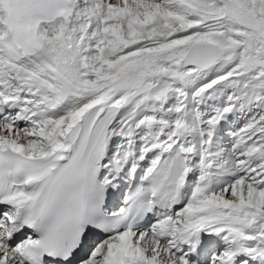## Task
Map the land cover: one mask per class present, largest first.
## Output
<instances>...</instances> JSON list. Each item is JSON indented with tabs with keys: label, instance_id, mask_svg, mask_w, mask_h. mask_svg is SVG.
Masks as SVG:
<instances>
[{
	"label": "snow or ice",
	"instance_id": "1",
	"mask_svg": "<svg viewBox=\"0 0 264 264\" xmlns=\"http://www.w3.org/2000/svg\"><path fill=\"white\" fill-rule=\"evenodd\" d=\"M0 264H264V0H0Z\"/></svg>",
	"mask_w": 264,
	"mask_h": 264
}]
</instances>
